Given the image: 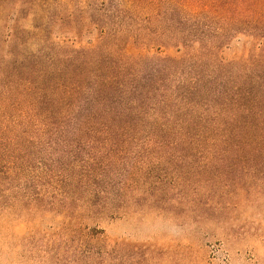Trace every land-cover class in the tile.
<instances>
[{
  "label": "trees",
  "instance_id": "16d2710c",
  "mask_svg": "<svg viewBox=\"0 0 264 264\" xmlns=\"http://www.w3.org/2000/svg\"><path fill=\"white\" fill-rule=\"evenodd\" d=\"M24 12L28 28L18 24ZM253 22L264 23L259 0H0V197L14 192L39 132L89 133L111 145L114 136L143 135L153 149L182 144L202 163L205 149L221 143L236 160L264 157V84L247 78L237 94L229 91L227 104L226 78L234 82L238 61L220 56L229 36ZM93 30L94 44L74 45L72 37ZM189 39L190 51L179 57L138 50ZM113 148L98 153L108 154L103 165L110 170L121 165L115 192L104 171L96 174L93 155L66 191L79 180L91 190L81 200L91 205L99 194L91 187L102 183L104 209L131 199V182L146 191V160H126ZM153 149L147 158L160 157Z\"/></svg>",
  "mask_w": 264,
  "mask_h": 264
},
{
  "label": "rangeland",
  "instance_id": "374dc122",
  "mask_svg": "<svg viewBox=\"0 0 264 264\" xmlns=\"http://www.w3.org/2000/svg\"><path fill=\"white\" fill-rule=\"evenodd\" d=\"M259 4L264 7V0ZM26 15L18 18L23 28L30 26ZM251 26L241 24L220 51L225 62L238 61L234 82L226 78L227 104L229 91L237 94L247 78L264 84V23ZM72 38L75 46H88L96 42V31ZM168 41L166 47L145 44L138 50L168 57L190 51V39L184 46ZM98 136L35 135L14 192L0 197V264H264V157L236 160L229 155L234 150L221 143L205 149L202 163L191 160L182 144L153 149L143 135H119L111 145ZM111 147L126 160H146L149 188L139 190V184L134 190L131 182V199L108 209L102 183L91 187L99 193L91 205L81 200L90 188L79 180L67 192L63 186L82 176L83 160L91 164L88 155L99 158L96 174L105 172L108 189L117 190L121 165L110 170L103 165L108 154L98 153ZM150 148L160 157L147 158Z\"/></svg>",
  "mask_w": 264,
  "mask_h": 264
}]
</instances>
